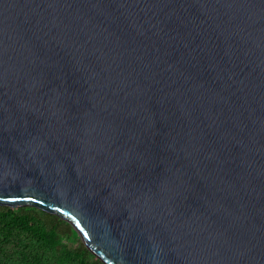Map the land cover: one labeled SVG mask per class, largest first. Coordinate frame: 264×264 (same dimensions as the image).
I'll use <instances>...</instances> for the list:
<instances>
[{"label": "water", "instance_id": "1", "mask_svg": "<svg viewBox=\"0 0 264 264\" xmlns=\"http://www.w3.org/2000/svg\"><path fill=\"white\" fill-rule=\"evenodd\" d=\"M0 196L105 264H264V0H0Z\"/></svg>", "mask_w": 264, "mask_h": 264}, {"label": "trees", "instance_id": "2", "mask_svg": "<svg viewBox=\"0 0 264 264\" xmlns=\"http://www.w3.org/2000/svg\"><path fill=\"white\" fill-rule=\"evenodd\" d=\"M8 230H10V235L13 234L15 231H28L32 233L35 237H38L40 240H42V242L47 243L53 248L60 247V237L62 234H66L71 237H78V233L73 228V226L70 223L64 221L59 216L47 213L36 207L27 206L19 208L0 206V232H6ZM7 238L8 237H5V239ZM25 247L21 249V253L15 252V254H17L18 257L23 254V260L26 261L29 256L34 254L35 251L32 250L28 254L24 249ZM33 256V261L35 263H43L41 256H39L37 252ZM68 256H79L81 260H85L90 256L94 257L90 250L83 244L78 245L73 250H69ZM6 258L10 259L11 261L14 259V257L11 256V253H8L7 250L0 244V264ZM11 264H15V262L13 261ZM92 264L105 263L99 258H94Z\"/></svg>", "mask_w": 264, "mask_h": 264}, {"label": "rangeland", "instance_id": "3", "mask_svg": "<svg viewBox=\"0 0 264 264\" xmlns=\"http://www.w3.org/2000/svg\"><path fill=\"white\" fill-rule=\"evenodd\" d=\"M22 207H26V206H22ZM27 207H32V206H27ZM9 232L10 230L6 232H0V244L7 250L8 253H11V256H13L14 259L11 261L10 259L6 258L2 261L1 264H11L13 261L15 262V264H37L33 261L34 259L33 255H35L36 252L39 256H41V259L43 260L42 264H92L94 258H97L91 251L90 252L94 255V257L90 256L85 260H81L79 256H74V257L68 256L69 250H73L75 247L81 244L85 245V243L83 242L82 238L79 235L78 237H71L69 235L62 234L60 237V242H61L60 247L53 248L52 246H49L47 243L42 242V240H40L38 237H35L32 233L28 231L26 232L15 231L11 235ZM5 237L8 238L5 239ZM23 247H25L24 249L28 254L32 250L35 251L34 254L29 257L26 255L28 257L26 261L23 260V254H21V256L19 257L17 254H15V252L21 253V249Z\"/></svg>", "mask_w": 264, "mask_h": 264}, {"label": "snow or ice", "instance_id": "4", "mask_svg": "<svg viewBox=\"0 0 264 264\" xmlns=\"http://www.w3.org/2000/svg\"><path fill=\"white\" fill-rule=\"evenodd\" d=\"M4 197L0 196V200H2ZM26 199H30V197H25Z\"/></svg>", "mask_w": 264, "mask_h": 264}]
</instances>
